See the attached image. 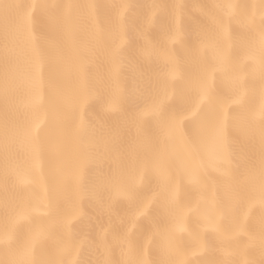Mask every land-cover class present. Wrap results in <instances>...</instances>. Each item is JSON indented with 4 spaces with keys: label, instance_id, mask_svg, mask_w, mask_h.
Instances as JSON below:
<instances>
[{
    "label": "bare ground",
    "instance_id": "bare-ground-1",
    "mask_svg": "<svg viewBox=\"0 0 264 264\" xmlns=\"http://www.w3.org/2000/svg\"><path fill=\"white\" fill-rule=\"evenodd\" d=\"M264 0H0V264H264Z\"/></svg>",
    "mask_w": 264,
    "mask_h": 264
},
{
    "label": "clouds",
    "instance_id": "clouds-1",
    "mask_svg": "<svg viewBox=\"0 0 264 264\" xmlns=\"http://www.w3.org/2000/svg\"><path fill=\"white\" fill-rule=\"evenodd\" d=\"M261 230L264 232V216H262ZM247 264V262H246Z\"/></svg>",
    "mask_w": 264,
    "mask_h": 264
}]
</instances>
